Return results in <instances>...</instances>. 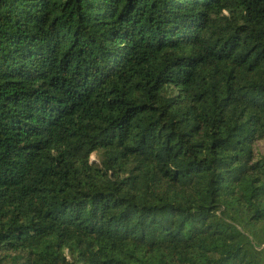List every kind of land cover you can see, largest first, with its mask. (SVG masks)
<instances>
[{
	"label": "trees",
	"instance_id": "1",
	"mask_svg": "<svg viewBox=\"0 0 264 264\" xmlns=\"http://www.w3.org/2000/svg\"><path fill=\"white\" fill-rule=\"evenodd\" d=\"M0 264H264V0H0Z\"/></svg>",
	"mask_w": 264,
	"mask_h": 264
},
{
	"label": "rangeland",
	"instance_id": "2",
	"mask_svg": "<svg viewBox=\"0 0 264 264\" xmlns=\"http://www.w3.org/2000/svg\"><path fill=\"white\" fill-rule=\"evenodd\" d=\"M92 158H95L96 157V154L95 153H93V155L91 156Z\"/></svg>",
	"mask_w": 264,
	"mask_h": 264
}]
</instances>
